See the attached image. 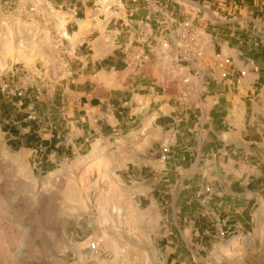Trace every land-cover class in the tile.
Wrapping results in <instances>:
<instances>
[{
    "label": "crops",
    "instance_id": "1",
    "mask_svg": "<svg viewBox=\"0 0 264 264\" xmlns=\"http://www.w3.org/2000/svg\"><path fill=\"white\" fill-rule=\"evenodd\" d=\"M21 1L0 0V9ZM112 1L118 4L113 19L104 13L106 2L101 0H41L55 24L41 30L44 51L38 55L28 49L18 60L9 58L3 48L0 71L23 66L21 79H25L18 85L34 91V85L42 83L38 74L33 75V68L45 54L41 60L50 68L51 78L60 81L53 89L69 103L64 108L68 126L82 124L81 133L71 140L72 154L103 152L126 163L117 173L127 169L135 179L148 177L142 183L150 184V205L159 211L168 210L161 218L165 231L160 236L169 242L164 260L167 264L177 262L184 239L178 222L198 225L195 235L211 240L217 237L212 234L220 222L241 227L248 224L251 205L264 198V141L252 139L256 133L264 134V85L255 87L259 82L264 84V46L260 55L243 52L254 58L259 73L250 70L241 78L236 71L221 80L213 59L217 51L223 52L220 41L224 32L212 28L210 35L202 34V19L197 20V46L203 57L181 62L177 52L172 55L162 48L158 32L155 38L139 36L142 22H147L148 15L159 18V9L148 12L144 0L134 7H127L122 0ZM196 1L173 0L163 13L172 24H180L190 19L189 5H198ZM67 4L78 6L77 21L64 9ZM60 20L65 23L61 29L57 26ZM33 28L37 32V26ZM23 41L29 44L27 35ZM228 55L239 69L244 67L238 54ZM182 78H190V84L183 85ZM4 104L0 103V120L11 113L12 105ZM27 105L32 108L28 101ZM28 110L26 107L27 114ZM16 139H24L23 147L36 154L56 142L33 136ZM163 147L170 149L165 162L161 159ZM256 162L261 169L253 165ZM258 183V189H252L251 184ZM205 187L212 188L214 197L203 206L198 196Z\"/></svg>",
    "mask_w": 264,
    "mask_h": 264
},
{
    "label": "rangeland",
    "instance_id": "2",
    "mask_svg": "<svg viewBox=\"0 0 264 264\" xmlns=\"http://www.w3.org/2000/svg\"><path fill=\"white\" fill-rule=\"evenodd\" d=\"M249 1L199 0L198 5H189V17L195 22L202 19V34L210 35L212 28L224 32L220 41L223 52L238 54L242 61L249 56L243 52L260 55L264 46L260 30L264 0L259 4ZM36 5L42 6L41 0H22L0 9V56L3 48L6 54L15 50L26 35L30 42L24 52L29 49L30 54L41 55L44 51L41 30L55 24L51 13L40 18L39 12L29 11ZM41 59H37L33 75L40 76L44 88L28 101L38 120H26L29 105L10 107L11 113L0 120V264H167L169 242L160 235L165 231L161 218L168 210L150 205V184L142 183L148 177L135 179L127 169L117 173L126 163L103 152L72 154L71 140L81 133L82 124L68 126L64 109L68 100L53 89L60 81L51 78L50 68ZM24 70L15 65L0 71V85L22 83ZM262 85L259 82L255 87L261 89ZM4 102L1 97L0 103L6 106ZM19 136L56 142L36 154L23 147L25 140H17ZM255 137L264 141V134L256 133L252 139ZM252 184V189L260 185ZM253 204L249 223L225 240L195 235L198 225L178 222L183 248L176 255L177 262L168 264H264V198ZM92 242H100L98 253L89 250Z\"/></svg>",
    "mask_w": 264,
    "mask_h": 264
},
{
    "label": "built area",
    "instance_id": "3",
    "mask_svg": "<svg viewBox=\"0 0 264 264\" xmlns=\"http://www.w3.org/2000/svg\"><path fill=\"white\" fill-rule=\"evenodd\" d=\"M123 3L127 6H138L141 0H122ZM146 3V9L148 12L152 10V8L159 9L160 19H153L150 15L147 17V22H142L140 28L138 30L139 36L142 39L155 38L156 33L161 34V46L170 54H174V52L178 53L177 60L181 62H191L193 59H201L203 57V51L198 48L197 44L199 43V30L195 25L194 20H186L181 22L180 24L174 25L170 22V19L163 12L165 9H168V3L173 0H144ZM103 5L104 13L108 15H112L113 19L115 12L117 11L118 4L114 1L110 2V0H101ZM64 9L70 13V18L74 21H77L79 18V8L75 4H67L64 6ZM29 11L31 13H38L40 18H45L49 12L45 10L44 6H32L29 7ZM132 14L134 8L129 10ZM154 22V26L151 23ZM217 24V19L214 22ZM262 33V43H264V24L260 28ZM176 58V57H175ZM244 64L246 67H238L236 65L235 60L232 56L223 53L222 51H217L214 54L213 66L214 70L217 73L218 78L221 80H226L230 78L236 71H238L241 78L247 76L248 72L252 70L254 73L260 72V67L256 64V62L249 56L244 57ZM248 68V69H247ZM183 85L190 84V78H182ZM34 91L30 89H26L20 85H5L0 88V94L5 101L11 104L16 109H21L25 107L27 101H31L36 95L41 94L43 90V86L40 83H36L33 87ZM26 120H31L33 122L38 120L36 112L34 110H30ZM170 153V149L168 147L162 148V156L161 159L165 162L168 159V155ZM214 197V192L211 187H205L204 192L198 196L199 203L201 205H207ZM216 229V236L221 239H229L234 235L240 232L242 229L241 226L229 225L225 222L218 223ZM100 242H92L89 246V250L93 253H98Z\"/></svg>",
    "mask_w": 264,
    "mask_h": 264
},
{
    "label": "bare ground",
    "instance_id": "4",
    "mask_svg": "<svg viewBox=\"0 0 264 264\" xmlns=\"http://www.w3.org/2000/svg\"><path fill=\"white\" fill-rule=\"evenodd\" d=\"M57 26L61 29V28H63L64 26H65V23H64V21H62V20H60V21H58V23H57ZM68 38V37H67ZM26 49V43H25V41H21V43H19V45L17 46V48L15 49V50H10V51H8L7 52V56L9 57V58H13V59H15V58H17L18 60L22 57V54H23V52H24V50ZM27 61L28 60H26V63H27ZM7 63V62H6ZM29 65V64H28Z\"/></svg>",
    "mask_w": 264,
    "mask_h": 264
}]
</instances>
